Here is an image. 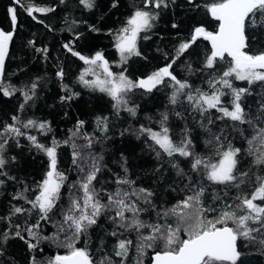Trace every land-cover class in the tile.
<instances>
[{"label":"trees","instance_id":"1","mask_svg":"<svg viewBox=\"0 0 264 264\" xmlns=\"http://www.w3.org/2000/svg\"><path fill=\"white\" fill-rule=\"evenodd\" d=\"M166 2L167 7L157 9L152 5L146 7V0H92L91 8L81 0H21L20 4L15 0H0V30L15 32L0 87V143L6 141L3 152L6 163L0 169V264H33V258L36 264H48L56 255L68 254L70 249L65 245L73 240L72 230L67 225L60 230V226L72 208L73 200L82 203L84 171L91 169L93 161L100 168L90 186L98 193L97 199L108 205L109 195L117 189L122 193L136 191L141 198L129 196L128 200L145 209L138 214L145 224L177 227L178 218L171 213L164 217L163 211L171 209L185 195H191L196 186L205 188L204 206L215 209L204 214L207 219H215L227 204H231L238 215L242 214L236 208L240 204L236 196L253 191V173L264 175V169L252 165L254 156L247 155L248 141L253 139L256 129L264 126V86L260 82L249 85L247 81L228 78L233 88H248L240 103L252 119V125L233 122L216 109L201 113L184 96L172 104L170 97L174 89L165 86L168 81L152 92L134 88L124 97L127 105H121L118 110L114 107L115 101L106 93L86 87L80 81V76L89 70V64L73 56L64 46L68 43L74 51L89 58L101 52L115 72L124 73L133 81L147 79L171 62L180 44L189 40L195 27L203 26L213 32L218 28V22L206 10L213 0ZM11 7L17 8L14 26L8 12ZM28 7L54 10L34 12L30 16L25 10ZM138 9L158 13V16L152 21L153 27L140 34L137 41L140 55H132L121 64L116 48L117 35ZM210 48L208 41L197 39L176 60L172 70L178 79L192 85V89H185V92L195 93L199 89L211 95L216 90L222 91L225 95L221 96L220 106L232 110L231 90L215 83L228 69L230 58L218 60L212 69L205 68V56L210 54ZM61 70L63 78L58 75ZM95 75L103 78L102 71ZM95 75H85V79L91 81ZM209 81L215 83V89ZM33 84H36L34 95L29 91ZM4 89L11 94L5 96ZM26 91L33 95L31 100H25L23 93ZM127 108H133L135 115ZM165 115L166 121L163 120ZM29 120L35 121L36 126L24 127ZM80 121L84 122L82 127ZM40 123H46L48 127L41 130L38 128ZM9 126L20 128L23 135L15 136L7 130ZM163 127L169 129L168 135L176 145L191 139L192 151L206 162H217V148L221 144L224 146L221 151L229 145L240 148L238 168L249 171L252 178H245L246 182L239 188L229 187L225 196L223 185L213 184L191 170L190 158L178 154L169 157L152 141L150 132L142 131L161 132ZM29 136H34L46 147L58 145L56 168L65 177L56 208L48 214L47 220L40 219L38 209L27 203L38 195V185L49 170V158L28 139ZM87 138H91L90 146ZM178 168L183 169V175ZM121 179L133 183H118ZM140 189L152 193L151 204L144 203ZM18 196L21 198L17 199ZM216 197H224V200ZM16 207L26 211L15 213ZM114 215V206L102 210L96 224L87 227L75 239V247L87 250L95 264H100L105 257H110L112 264H138L139 261L151 264L153 254L163 250V241L154 242V246L145 248L141 255L138 248L143 236L149 235L151 229L146 227L138 232L135 228L117 227L119 219L114 222ZM126 216L131 218L132 213H126ZM34 224H39V228L32 227ZM229 226L235 227L231 222ZM28 229L39 237L38 250L29 249L25 242H37L32 240ZM17 232L24 240L16 235ZM255 235L257 241L238 240L241 255L237 264H264V246L259 243L260 235ZM57 236V242L43 239ZM180 237L187 238L183 231ZM129 240L132 243L128 245L126 258L116 256L120 241Z\"/></svg>","mask_w":264,"mask_h":264},{"label":"snow or ice","instance_id":"2","mask_svg":"<svg viewBox=\"0 0 264 264\" xmlns=\"http://www.w3.org/2000/svg\"><path fill=\"white\" fill-rule=\"evenodd\" d=\"M15 2L20 4L21 0H15ZM81 2L88 8L93 6L92 0H81ZM148 5L158 9L162 6L167 7V2L166 0H146V7ZM25 10L31 16L34 12L47 13L54 9L28 7ZM206 10L218 22L217 30L213 32L206 30L203 26L195 27L189 40L180 44L177 54L171 62L152 73L147 79L133 81L123 73H113L110 70L109 62L101 52H97L94 57L89 58L74 51L69 45H65V47L73 56H77L85 64L101 69L103 78L95 75L91 70H86L85 74L80 76V81L86 87L106 93L115 101L114 107L118 109L121 105L127 104L124 97L134 88L152 92L153 89L160 85H165V81H168V85L165 86H171L174 89L170 97L172 104H176L178 98L184 96L193 104L194 109L199 110L201 113L216 109L223 113V117H227L233 122L252 125V119L245 114V110L240 103L242 95L248 92V88H233L232 82L228 78L234 77L236 80L247 81L249 85L260 82L264 86V0H213L212 3L206 6ZM8 12L10 13L11 24L14 26L17 22V8L11 7ZM157 16L158 13L154 14L148 10L138 9L127 20V26L120 30L116 42V48L122 61L126 62L132 55H140L137 48L140 33L151 29L153 27L152 21L157 19ZM33 18L35 19L34 16ZM93 30L95 31V29ZM13 35L12 31L0 30V87L3 85L5 60L8 56L9 45L13 40ZM201 37L211 44L210 54L205 56V68L212 69L218 60L224 61L226 56L230 58L228 69L222 73V77L216 80L215 83H219L224 88L231 90L233 97L232 110L220 106L221 96L225 95L222 91L216 90L211 95L202 93L199 89L195 90V94L192 91L185 92V89H192V85L187 81L178 79L172 70V65L175 64L176 60ZM78 38L79 36H77ZM30 43L34 44V41H30ZM90 72L95 75V79L91 81L85 79V75L90 74ZM58 75L63 78V71L61 70ZM215 83L209 81L213 89H215ZM35 88L36 84H33L29 90L33 95ZM3 94L8 96L11 93L4 89ZM23 95L26 101L33 98V95H30L28 91L24 92ZM63 99H71V97H64ZM127 111L135 115L133 108H127ZM13 119L16 118L13 117ZM163 120H167L166 115ZM83 123V121H80L79 126L82 127ZM23 126H36V122L29 120ZM38 127L44 130L48 125L40 123ZM7 130L15 136L23 135L20 128L15 126H9ZM142 131L150 132L151 139L169 157L178 154L186 159L190 158L191 170L205 176L213 184L223 185L225 196H227L229 187L239 188L241 184L246 182L245 178H252L249 177V171L238 168L240 164V159H238L241 153L240 148L229 145L226 150L221 151L224 148L221 144L217 148L219 159L215 163H210L192 151L191 139H185L180 145H176L168 135L169 129L167 127H163L161 132H152L145 129H142ZM28 139L37 148L44 151L49 158V170L42 184L38 185V195L33 200H27V203L31 204L33 209H38L41 214L40 219L47 220L49 219L48 214L56 208V202L60 197V189L65 179L56 168V148L58 145L54 143L53 146L46 147L38 143L34 136H29ZM87 139L90 146L91 138ZM5 143H0V169L6 163L3 157ZM248 143L250 148L247 155L254 156L251 162L252 165L264 169V126L256 129L253 139L248 141ZM254 143H258L259 147H251ZM91 168L92 171L86 174L85 181L81 184L84 193L83 206L79 200H73L72 208L64 217V222L60 226V230H63L65 225H67L69 230H72L73 240L65 245L70 251L66 255H56L54 259L48 261V264H95L87 250L75 247V239H78L80 233L84 232L87 227L96 224V218L101 215L102 210L109 206L115 207V215L112 219L114 222L119 219L117 227L135 228L138 232L146 227L151 229L149 235L143 236L142 243L138 248L141 255L144 254L145 248H152L154 242L163 241V250L155 253L152 258V264H237L241 255L237 246L239 239L257 241V235L255 234H259V243L264 246V175L256 176L253 173L255 179L253 191L248 195L242 196L238 194L236 196V199L240 200V204L236 205V208H239L242 214L238 215L232 205L227 204L219 215L212 220L207 219L204 214L215 211V209H209L204 206L202 197L204 196L205 188L196 186L192 190L191 195H186L171 209L163 211L164 217L171 213L178 218L180 223L177 227L172 228L170 225H161L159 223L145 224L138 218V214L145 209L139 208L134 201L129 202L128 200L129 196H136L137 200L141 198L136 191L122 193L117 189L114 194L109 195L108 205L102 204L97 199L98 193H96L94 188L90 187L92 182L96 180V174L100 171V168L95 161H93ZM178 172L182 175L184 174L183 169L178 168ZM117 182L128 185L133 183L127 179H121ZM139 193L143 196L144 203L151 204L149 200V197L152 196L151 192L140 189ZM16 198L20 199L21 197L18 196ZM216 199L223 201L224 197H216ZM224 202L226 203V201ZM89 207L91 209L90 212L88 211ZM153 210H155V206H153ZM14 211L15 213H22L26 210L16 207ZM76 212L80 214L75 215L74 213ZM128 212L132 213L131 218L126 216ZM157 215L160 216L161 213L158 212ZM229 222L235 227L229 226ZM32 227L39 228V224H34ZM28 231L32 236V240L37 242H25L29 249L38 250V235L32 233L31 229H28ZM181 231L185 233L187 238L181 239ZM16 235L21 240H24V237L19 232ZM43 239H52L53 242H57L59 237H43ZM131 243L130 240L127 242L120 241L119 250L115 252V255L126 258L128 245H131ZM106 262L107 264H112L111 258L105 257L101 259L100 264H106ZM33 264H36L35 258H33ZM138 264H142V261H139Z\"/></svg>","mask_w":264,"mask_h":264},{"label":"rangeland","instance_id":"3","mask_svg":"<svg viewBox=\"0 0 264 264\" xmlns=\"http://www.w3.org/2000/svg\"><path fill=\"white\" fill-rule=\"evenodd\" d=\"M127 26V25H126ZM125 26V27H126ZM120 33V32H119ZM142 33V32H141ZM140 33V34H141ZM119 57H120V62H121V64H123L124 63V61H122L121 60V56H120V53H119ZM109 67H110V70L113 72V73H115V74H120V73H118V72H115L114 71V69L109 65ZM88 69L89 70H91L92 72H94L95 74L96 73H98V74H100V71H101V69H99V68H97V67H95V66H92V65H89V67H88ZM124 74V73H123ZM125 75V74H124ZM126 76V75H125ZM193 94H195V93H193ZM39 128V127H38ZM255 147H257V146H259V144L258 143H254L253 144ZM92 171V168L91 169H86L85 171H84V176L86 177V174L87 173H90ZM83 191V190H82ZM84 194V193H83ZM83 200H84V198H83ZM83 200H82V203H81V205L83 206ZM88 211L90 212L91 211V209H90V207H89V209H88ZM75 215H79L80 213H78V212H76V213H74Z\"/></svg>","mask_w":264,"mask_h":264},{"label":"water","instance_id":"4","mask_svg":"<svg viewBox=\"0 0 264 264\" xmlns=\"http://www.w3.org/2000/svg\"><path fill=\"white\" fill-rule=\"evenodd\" d=\"M14 34H15V32L14 31H12ZM13 37H14V35H13ZM202 38V37H201ZM210 43V42H209ZM11 44H12V42L10 43V45H9V50H8V56H9V53H10V49H11ZM65 45H69L68 43H66ZM64 45V46H65ZM211 45V44H210ZM66 48V47H65ZM67 49V48H66ZM68 50V49H67ZM71 53V52H70ZM8 56H7V58H8ZM7 58H6V60H5V64H6V61H7ZM238 246V245H237ZM154 255H155V253L153 254V256H152V258L154 257ZM151 264H152V262H151Z\"/></svg>","mask_w":264,"mask_h":264},{"label":"bare ground","instance_id":"5","mask_svg":"<svg viewBox=\"0 0 264 264\" xmlns=\"http://www.w3.org/2000/svg\"><path fill=\"white\" fill-rule=\"evenodd\" d=\"M155 11H156V10H155ZM203 67H204V66H203ZM207 71H208V70H207ZM224 71H226V70H224ZM90 75H91V73H90ZM220 75H221V74H220ZM220 75H219V76H220ZM213 76H214V75H213ZM229 78H230V77H229ZM205 83H206V82H205ZM204 87H205V86H204ZM207 88H208V87H207ZM88 90H89V89H88ZM111 105H112V104H111ZM126 105H127V104H126ZM122 106H123V105H122ZM116 109H117V108H116ZM116 109H115V110H116ZM119 109H120V108H119ZM119 109H118V110H119ZM121 110H122V109H121ZM112 114H113V113H112ZM116 114H117V113H116ZM220 121H221V120H220ZM152 141H153V140H152ZM153 143H154V142H153ZM157 146H158V145H157ZM156 149H157V147H156ZM159 151H160V150H159ZM161 151H162V150H161ZM162 152H163V151H162ZM162 155H163V154H162ZM166 157H167V156H166ZM166 157H165V158H166ZM167 159H168V158H167ZM170 159H171V158H170ZM169 161H170V160H169ZM168 164H169V163H168ZM159 167H160V166H159ZM159 167H158V168H159ZM250 182H251V181H250ZM251 183H252V182H251ZM251 183H250V184H251ZM253 183H254V182H253ZM183 192H184V191H183ZM228 194H229V192H228ZM185 196H186V195H185ZM223 196H224V195H223ZM228 197H229V196H228ZM229 198H230V197H229ZM234 198H235V197H234ZM235 200H236V199H235ZM238 201H239V200H238ZM176 203H177V202H176ZM97 219H98V218H97Z\"/></svg>","mask_w":264,"mask_h":264}]
</instances>
